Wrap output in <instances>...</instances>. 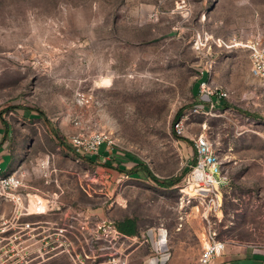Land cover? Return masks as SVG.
Segmentation results:
<instances>
[{
  "label": "rangeland",
  "instance_id": "1",
  "mask_svg": "<svg viewBox=\"0 0 264 264\" xmlns=\"http://www.w3.org/2000/svg\"><path fill=\"white\" fill-rule=\"evenodd\" d=\"M245 28L264 43V0H0V151L15 155L25 184L53 185L45 194L76 211L45 264H197L212 238L264 255V82L251 76L249 49L196 44L202 30ZM205 69L223 104L200 92ZM195 105L178 138L177 113ZM96 133L107 143L92 162L73 138ZM199 137L220 158L217 189L192 178ZM113 152L181 180L104 166ZM127 217L138 235L118 232Z\"/></svg>",
  "mask_w": 264,
  "mask_h": 264
},
{
  "label": "built area",
  "instance_id": "2",
  "mask_svg": "<svg viewBox=\"0 0 264 264\" xmlns=\"http://www.w3.org/2000/svg\"><path fill=\"white\" fill-rule=\"evenodd\" d=\"M165 0H159V4H162ZM196 44L198 48L204 49L205 47H213L217 49H234L237 47H244L250 50L251 56V76L255 79L264 82V43L262 42L259 34L251 35L247 28L240 29L237 32L230 33L228 35L215 36L209 31H199L196 37ZM209 72V70H208ZM204 73V72H203ZM200 92L203 95L216 96L217 101L227 97V93L221 90L214 89L208 79H203L200 84ZM211 108L214 107V103L211 102ZM200 112L198 105L192 107L190 111H184L179 119L174 124L175 132L178 136L184 134V123L188 119L189 115ZM103 143H107L106 137L102 134L96 133L87 141L84 142L80 136L73 138V144L77 147V150H84L89 153H98L100 146ZM195 147L197 151V161L194 165V171L192 178L198 180L202 186L219 188L226 182V177L222 175V168L219 156L213 151L211 143L205 137H199L195 141ZM3 171L0 161V172ZM25 186L24 183V172L20 169H15L11 173L0 175V196L5 198L14 199L15 195H18V199L28 200V193H20L18 190ZM41 202L37 203V210ZM30 208V207H29ZM23 213H29L28 207L23 208ZM32 227L31 223L17 224V233L14 236V240L19 241L23 231L30 230ZM66 229L63 227H56V235L60 240L65 233ZM19 234V236H17ZM21 235V236H20ZM47 233V239L50 238ZM58 242V241H57ZM46 245V244H45ZM60 246V245H59ZM56 247H58L56 245ZM225 242L216 240L215 238L209 239L208 242L203 246L202 252L198 258L197 264H214L215 259L221 256L225 251ZM21 250L20 252H22ZM9 253H16L15 250L5 252L0 248V257L5 261L12 259L13 255ZM19 256V255H18Z\"/></svg>",
  "mask_w": 264,
  "mask_h": 264
},
{
  "label": "crops",
  "instance_id": "3",
  "mask_svg": "<svg viewBox=\"0 0 264 264\" xmlns=\"http://www.w3.org/2000/svg\"><path fill=\"white\" fill-rule=\"evenodd\" d=\"M204 74L205 76L207 75V78L204 77V79L210 78V73L207 69H205ZM3 145L6 146L7 142L4 141L2 147ZM0 161L3 168L0 175L11 173L15 168L16 157L9 152L7 148H5L4 151H0ZM5 165L7 166L4 170ZM52 189L53 185L51 184H25V186L18 191L20 193H28V200L18 199V195L20 194L15 195L14 199L0 196V248L5 252H10L12 249L16 251V253H9L13 255L11 259L13 263L9 264H28V260L23 262L20 258L24 256L28 257L29 255L33 256L31 259L32 262L37 260L35 264H45L57 258L59 255L56 253L51 254L57 249L56 242L59 241V237L55 234L56 227L60 225L62 219L68 220V216L72 218L76 211L71 203L61 200L58 201L56 197H54V199L53 196L45 194L46 192L52 191ZM53 192L55 193V190H53ZM32 195H39L47 201L46 208L42 206L43 211L31 209ZM39 202L42 203L40 200ZM37 203L38 201H36V204ZM24 207H28L29 213H23ZM22 223H31L32 227L30 230L23 231V233L26 234L22 235L19 241L14 240V236H16L17 233V224ZM47 233L50 235L48 239L46 237ZM17 236H19V234H17ZM21 250L23 251L20 252ZM198 251L199 250H197V252ZM244 252L245 251L238 252L234 249H227L223 255L215 259L214 264H264V255L256 251H248V254L243 255ZM195 255L196 253L194 256ZM183 256L184 255L180 257L179 255L176 257V260H174L184 263ZM7 262L8 261L5 262L3 258L0 257V264H8ZM151 262V264H158V261H155V259H152Z\"/></svg>",
  "mask_w": 264,
  "mask_h": 264
},
{
  "label": "trees",
  "instance_id": "4",
  "mask_svg": "<svg viewBox=\"0 0 264 264\" xmlns=\"http://www.w3.org/2000/svg\"><path fill=\"white\" fill-rule=\"evenodd\" d=\"M218 102L223 104L225 102V98L220 99ZM27 109H30L32 111L35 110L31 107H27ZM184 109L185 108H182L179 110V112L177 113V115L175 117L176 121L179 119V117L183 113ZM246 113L249 115H252L249 112H246ZM176 136L178 138H182L181 136H178V135H176ZM105 144L106 143H103L102 145H105ZM77 153L79 154V156L80 155L84 156L88 160H91L92 162H95V160L98 158V155L97 156L94 155V157H90L88 155V152H86L84 150H79ZM114 160L117 162L116 165H114V163H113ZM128 160L133 161L135 163V165L129 169L124 166V163L127 162ZM194 162L196 163V161H194ZM104 166L119 170L121 172L126 173L127 175H139V176L140 175H146L148 177H151L153 180H155L156 182H158L160 185H163V186H172V185L178 183L182 177V175H180V176L170 177V178L165 179V180H160L158 177H156L152 173V171L150 170V168L148 167V165L146 163H144L138 157H136L130 153H125L124 156H121L118 153L113 152L112 157H110L108 160H105ZM182 174H184V173H182ZM115 226H116L119 233L127 235V236H136L139 234V227L137 224V220L134 218L127 217L123 220L117 221L115 223Z\"/></svg>",
  "mask_w": 264,
  "mask_h": 264
},
{
  "label": "bare ground",
  "instance_id": "5",
  "mask_svg": "<svg viewBox=\"0 0 264 264\" xmlns=\"http://www.w3.org/2000/svg\"><path fill=\"white\" fill-rule=\"evenodd\" d=\"M109 83V80L108 79H106L105 80V84H108ZM193 187H195V186H193ZM192 193H194V192H192ZM196 193V192H195ZM34 206H36L37 207V204H35ZM35 208V207H34ZM36 210H37V208H35ZM38 209L40 210V211H43V207L40 205L39 207H38Z\"/></svg>",
  "mask_w": 264,
  "mask_h": 264
}]
</instances>
